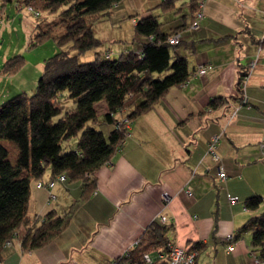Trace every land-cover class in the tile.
<instances>
[{
	"label": "crops",
	"instance_id": "0c3cea01",
	"mask_svg": "<svg viewBox=\"0 0 264 264\" xmlns=\"http://www.w3.org/2000/svg\"><path fill=\"white\" fill-rule=\"evenodd\" d=\"M161 1L140 17L157 16L164 31L188 24L190 2H183L182 18L168 21ZM4 10L0 8V15ZM203 13L198 29L183 31L182 52L180 47L176 50L188 61V80L170 87L148 111L129 122L121 148L97 170L95 190L76 207L63 232L45 246L26 251L20 247L24 233L20 227L12 245L3 248L0 264H104L131 246L153 221L170 227L167 236L176 245L199 242L197 264H255L248 253L250 233L236 238L235 233L253 216L244 206L247 197L261 196L258 210H264V155L258 145L264 116L263 60L245 78L246 104L236 82L264 36V0H204ZM208 63L213 67L198 75V65ZM26 68L25 63L12 75H0L31 94L41 73L33 81L22 74ZM95 109L97 115L105 114V101L95 103ZM100 129L107 135L112 125L101 124ZM215 135L219 162L208 152ZM218 167L226 172L223 180L217 176ZM49 179L47 172L41 180ZM35 184L33 180L29 184L32 218L42 219L51 212L62 216L81 195L80 183L57 181L51 190L55 199L49 200L48 191ZM188 186L191 196L185 192ZM228 195L237 201L230 204ZM229 234L234 235L232 251L227 249Z\"/></svg>",
	"mask_w": 264,
	"mask_h": 264
},
{
	"label": "trees",
	"instance_id": "16d2710c",
	"mask_svg": "<svg viewBox=\"0 0 264 264\" xmlns=\"http://www.w3.org/2000/svg\"><path fill=\"white\" fill-rule=\"evenodd\" d=\"M2 1V7L7 2L18 1L40 14L56 12L67 0ZM121 1L75 0L63 10L54 24L61 25L62 31L54 36L60 47L70 43L76 53L62 50L45 59L35 90L31 94L19 92L0 104V259L5 242L12 241L20 227L24 228L20 247L26 251L45 246L63 232L76 207L95 190L97 170L121 148L126 138L128 128L123 123L116 125L118 115H124L130 122L148 111L170 87L182 85L189 78L188 61L176 50L184 40L183 31H195L189 29V25L195 19L200 0L188 1V24L183 22L170 31L162 29L155 15L139 20L132 18L135 19L134 30L143 38L137 40L143 52L140 59L134 51H129L115 58L109 53L105 57L96 53L92 61H78L79 55L100 46L101 41L94 36L91 24L110 14ZM174 1L160 2L162 14H169L175 8ZM178 10L180 12V8ZM53 30L41 29L40 23L37 24L28 45L40 43L53 35ZM175 33H180L181 39L170 44L168 39ZM257 44L264 48V36ZM25 63L22 55H16L1 65L0 73L12 75ZM248 71L245 67L238 73L236 86L242 98ZM68 100L73 103L71 108L65 105ZM100 100L107 106L102 119L95 109V103ZM211 104H215V100ZM102 122L112 125L107 135L97 128ZM70 138L76 139L75 149L64 147ZM1 140L16 145L18 152L14 163L9 160V150ZM47 172L49 180L64 174L69 182L80 183L81 195L62 216L51 212L42 219L32 218L28 215L29 184L32 180L42 181ZM262 202L261 196L252 195L245 199L244 206L247 210H255ZM169 230L168 226L151 222L134 254L163 249L169 241ZM246 233L251 236L250 252L264 259V212L250 216L237 228L235 238ZM232 237L234 239V235ZM190 248L198 255L200 243Z\"/></svg>",
	"mask_w": 264,
	"mask_h": 264
},
{
	"label": "rangeland",
	"instance_id": "374dc122",
	"mask_svg": "<svg viewBox=\"0 0 264 264\" xmlns=\"http://www.w3.org/2000/svg\"><path fill=\"white\" fill-rule=\"evenodd\" d=\"M74 1L75 0H67L56 12H41L39 15H35L33 12L29 11L24 4H21L20 8H17L15 2H7L3 14L0 15V67L7 59L16 55H22L27 64V68L22 74L24 77H30L34 81L37 80L38 74L42 72L43 61L45 59H48L62 50L69 51L70 54H75L76 52L71 48L70 43L60 47L54 36L62 31L61 25H54L56 21L58 22L60 13L68 8ZM155 1L157 0H150L151 3L149 0H122L118 6L116 5L111 9L110 14L99 17L98 20L91 24V28L94 36L101 41L100 46L79 55L78 61L80 63L92 61L96 53H99L101 57H105L106 54L109 53L111 58H115L121 53L139 49L137 40L143 38L134 30L132 18L139 20L140 13L147 9V7H150V5H154ZM184 1L188 2L189 0L174 1L175 8L169 11L168 21H174L180 18V12ZM2 5L3 1L0 0V8ZM178 8H180V12ZM38 23H40L41 29L52 28L53 30L54 27V34L46 37L36 45H28L32 32L35 30V26ZM182 49L180 47L179 51L182 52ZM27 85L26 90L31 87L29 84ZM15 86V84L13 86V83L8 77H1L0 75V104L9 97L22 92L23 88L16 89ZM7 92L8 94H6ZM67 102L68 104L65 103L66 107L71 108L73 106L72 101L68 100ZM102 117L103 115H100V119H102ZM102 124L106 123L102 122ZM105 126L106 125H103L104 128ZM100 127L101 124L97 126L98 129H100ZM75 140V138H70L69 141L65 143L64 147H70ZM1 142L9 150V160L14 162L16 157L14 150L17 149L16 145L9 140H1ZM76 192L74 193L75 197L78 195ZM262 212H264V210H258V208L250 210V213L253 215ZM248 253L251 261L254 262L252 253L250 251Z\"/></svg>",
	"mask_w": 264,
	"mask_h": 264
},
{
	"label": "built area",
	"instance_id": "2783aa9c",
	"mask_svg": "<svg viewBox=\"0 0 264 264\" xmlns=\"http://www.w3.org/2000/svg\"><path fill=\"white\" fill-rule=\"evenodd\" d=\"M21 4L23 3H19L18 1H15V5L17 6V8H20ZM25 6L27 7L29 11L33 12L35 15H39L38 11L33 9L30 5H25ZM203 7H204V0H200L198 2V11L195 14V19L189 25V29L191 30L198 29L199 21L204 16ZM132 21L135 23V19H132ZM0 25H1V21H0ZM180 39H181V34L175 33L169 37L168 41L170 44H176L180 41ZM134 52L137 58L140 59L143 57V52L141 49H137ZM259 59H262L264 63V48L260 45L258 47L256 55L248 64L249 71L254 67V65ZM212 67L213 66L210 63L200 64L197 67L196 73L198 75H203L205 74L207 70L211 69ZM242 102L246 104L248 102L247 98L243 97ZM115 122H116V125H119V126L121 123H123L126 128H128L129 126V120H127L126 117L124 116L123 117L120 116V118L117 119V121ZM262 125H263L262 126V138L259 141V149L261 153L264 155V116L262 118ZM218 138L219 136L215 135L208 146V152L209 154H211L215 162H219V157L215 151L216 142L218 141ZM217 176L221 180L225 179L226 178L225 170L221 167H218ZM65 180H66V176L64 174H59L54 179L48 180L46 182L37 181L35 186L37 188L46 189L48 191L49 200H54L55 195L51 192L52 188L54 187L57 181L64 182ZM185 192L188 196L192 195V190L189 186L186 188ZM228 201L231 204H234L237 201V197L228 195ZM160 221L161 223H165L166 217L164 215H161ZM140 238L141 237L134 240L131 246H129L126 250H124L118 256L109 259L104 264H196V257H197L196 250H193L190 247L176 245L175 243L171 241H168L165 244L163 249H159L153 252H143L138 255H135L134 254L135 249L140 245V241H141ZM226 239L229 241H232L233 239L232 234H229L226 237ZM11 245H12L11 240H7L5 242V246H11ZM227 249L228 251L234 250V246L231 244V242L228 245ZM252 255H253L255 264H264V259H261L259 256H257L254 253H252Z\"/></svg>",
	"mask_w": 264,
	"mask_h": 264
}]
</instances>
